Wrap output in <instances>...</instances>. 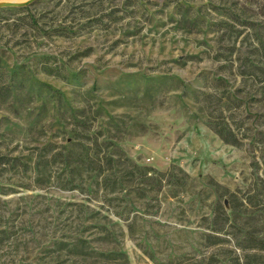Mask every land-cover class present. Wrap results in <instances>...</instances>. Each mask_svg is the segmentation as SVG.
Here are the masks:
<instances>
[{
    "label": "rangeland",
    "instance_id": "1",
    "mask_svg": "<svg viewBox=\"0 0 264 264\" xmlns=\"http://www.w3.org/2000/svg\"><path fill=\"white\" fill-rule=\"evenodd\" d=\"M27 6L0 7V264H232L208 182L264 217V0ZM118 155L189 188L105 184Z\"/></svg>",
    "mask_w": 264,
    "mask_h": 264
},
{
    "label": "trees",
    "instance_id": "2",
    "mask_svg": "<svg viewBox=\"0 0 264 264\" xmlns=\"http://www.w3.org/2000/svg\"><path fill=\"white\" fill-rule=\"evenodd\" d=\"M27 9L28 6H23L15 10L22 12ZM8 10L11 9L5 11ZM212 129L224 142L233 145L239 144L240 139L232 129H228L226 132L215 127ZM120 157L121 155H118L114 160H106V163L117 166L118 171H111V174L105 177V184L111 182L112 178L114 181L118 177L122 180L127 179L133 183L130 185H133L137 191H141L143 198L150 193L156 197L161 191L163 183H167L176 191L174 195L189 188L191 177L177 165L172 164L166 170L161 171L151 166H140L127 157L123 159ZM1 162L2 158H0V164ZM208 183L215 187L218 197L227 196L225 200L229 210H226L225 203L221 200L214 199L212 201L210 225L203 232L204 239L209 244H217L221 241L237 243L239 239H242L245 241V245L241 248V252L236 254L232 264H264V227H262L264 217H262L261 208L258 207L261 204L259 194H251L245 201H241L234 192L227 189L225 192H218L220 185L212 179ZM145 190L147 192L143 193Z\"/></svg>",
    "mask_w": 264,
    "mask_h": 264
},
{
    "label": "water",
    "instance_id": "3",
    "mask_svg": "<svg viewBox=\"0 0 264 264\" xmlns=\"http://www.w3.org/2000/svg\"><path fill=\"white\" fill-rule=\"evenodd\" d=\"M33 1L34 0H0V7H23L29 5Z\"/></svg>",
    "mask_w": 264,
    "mask_h": 264
}]
</instances>
